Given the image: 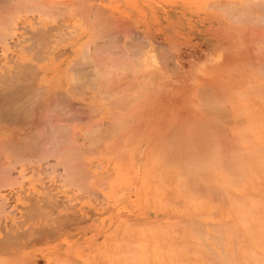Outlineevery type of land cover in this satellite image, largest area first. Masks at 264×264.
<instances>
[{"label": "rangeland", "instance_id": "obj_1", "mask_svg": "<svg viewBox=\"0 0 264 264\" xmlns=\"http://www.w3.org/2000/svg\"><path fill=\"white\" fill-rule=\"evenodd\" d=\"M0 48L65 105L0 181V264H264V0H0Z\"/></svg>", "mask_w": 264, "mask_h": 264}, {"label": "crops", "instance_id": "obj_2", "mask_svg": "<svg viewBox=\"0 0 264 264\" xmlns=\"http://www.w3.org/2000/svg\"><path fill=\"white\" fill-rule=\"evenodd\" d=\"M39 74L33 77V70L27 60L17 61L15 57L7 59L0 57V181L2 182L12 179L14 175L12 167L21 163H18V160L23 159L25 164L31 163L33 149L63 150L64 78L58 74V71L53 76V73L49 74L46 69L43 73L39 71ZM122 81L126 82L121 80L119 85L127 86V83ZM33 87L39 88L40 92L32 99ZM35 88L33 89L36 92ZM122 91L126 90L121 89L120 92ZM72 104L77 110L78 103L73 101ZM104 110L98 111L104 112ZM123 110L124 113L127 111L125 104ZM124 116H127V112ZM75 120H79V112H76Z\"/></svg>", "mask_w": 264, "mask_h": 264}, {"label": "bare ground", "instance_id": "obj_3", "mask_svg": "<svg viewBox=\"0 0 264 264\" xmlns=\"http://www.w3.org/2000/svg\"><path fill=\"white\" fill-rule=\"evenodd\" d=\"M19 86V85H18ZM18 91V90H17ZM20 91H22V90H20ZM11 92V91H10ZM9 93V92H8ZM14 93V92H13ZM10 95V94H9ZM12 96V95H11ZM15 96V95H14ZM7 97V96H6ZM9 97V96H8ZM1 98V97H0ZM4 99V98H3ZM11 99V98H10ZM9 100V99H8ZM7 100V101H8ZM3 109H4V107H3ZM9 109V108H8ZM14 110V109H13ZM236 168V167H235ZM238 168V167H237ZM239 169V168H238ZM240 170V169H239ZM238 172V171H237ZM242 174V173H241ZM241 176H239V177H237L238 179L240 178ZM244 177V176H243ZM244 180V179H243ZM241 186V185H240ZM249 197H252V196H249ZM251 199H253V197L251 198ZM236 201V200H235ZM253 203V202H252ZM250 214V213H249ZM249 217H250V215H249ZM241 219H243L242 217H241ZM218 233V232H217ZM211 235V234H210ZM218 235V234H217ZM219 236V235H218ZM218 238V237H217ZM218 240V239H217ZM220 243H221V240H220ZM219 243V244H220ZM234 247V246H233ZM236 247V246H235ZM234 247V248H235ZM220 249H221V246L219 247ZM222 250V249H221ZM221 250H220V252H221ZM223 251V250H222ZM235 251V250H234ZM223 253H225V252H223ZM222 253V254H223ZM235 253V252H234ZM222 254H221V256H222ZM225 255H226V253H225ZM224 256V255H223ZM229 256V255H228ZM226 257V256H225ZM223 259V258H222ZM225 261V263H226V259L224 260Z\"/></svg>", "mask_w": 264, "mask_h": 264}]
</instances>
